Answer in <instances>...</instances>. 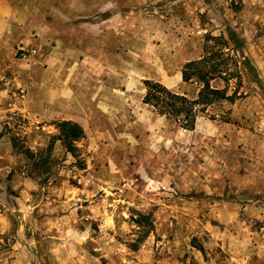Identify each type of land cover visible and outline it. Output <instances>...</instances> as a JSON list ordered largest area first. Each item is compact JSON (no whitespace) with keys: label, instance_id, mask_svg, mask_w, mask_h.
<instances>
[{"label":"rangeland","instance_id":"rangeland-1","mask_svg":"<svg viewBox=\"0 0 264 264\" xmlns=\"http://www.w3.org/2000/svg\"><path fill=\"white\" fill-rule=\"evenodd\" d=\"M8 1L0 264H264V0ZM227 28L259 79L243 97L192 129L143 103L145 79L195 95L181 67Z\"/></svg>","mask_w":264,"mask_h":264},{"label":"trees","instance_id":"trees-1","mask_svg":"<svg viewBox=\"0 0 264 264\" xmlns=\"http://www.w3.org/2000/svg\"><path fill=\"white\" fill-rule=\"evenodd\" d=\"M181 80L195 84V95L189 97L185 93L173 91L159 81L145 79L143 103L149 105L157 114L175 122L184 129H192L197 116L206 112L208 107L216 104H233L246 93L240 91L243 73L249 72L253 80L259 82L254 66L244 54L242 39L230 28L227 36L207 35L202 55L186 61L181 67ZM221 83L217 85L216 83ZM219 119L230 120V109L220 113ZM210 119H214L210 115ZM59 139L66 151L76 155L74 142L83 136L82 127L71 120L56 122ZM79 162V161H77ZM148 215H140L135 219L138 225L149 224ZM151 227L144 229L142 237H146ZM136 245L135 242L133 243Z\"/></svg>","mask_w":264,"mask_h":264},{"label":"crops","instance_id":"crops-1","mask_svg":"<svg viewBox=\"0 0 264 264\" xmlns=\"http://www.w3.org/2000/svg\"><path fill=\"white\" fill-rule=\"evenodd\" d=\"M17 11L9 4L8 0H0V37L5 39L15 37L11 30L12 23L16 21Z\"/></svg>","mask_w":264,"mask_h":264}]
</instances>
